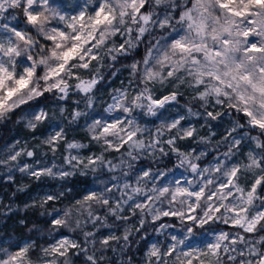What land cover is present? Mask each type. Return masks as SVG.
Listing matches in <instances>:
<instances>
[{
  "label": "clouds",
  "instance_id": "9594fccd",
  "mask_svg": "<svg viewBox=\"0 0 264 264\" xmlns=\"http://www.w3.org/2000/svg\"><path fill=\"white\" fill-rule=\"evenodd\" d=\"M0 264H264V0H0Z\"/></svg>",
  "mask_w": 264,
  "mask_h": 264
}]
</instances>
